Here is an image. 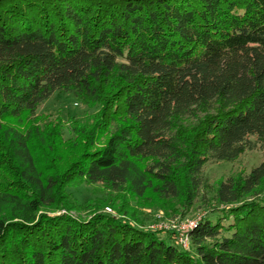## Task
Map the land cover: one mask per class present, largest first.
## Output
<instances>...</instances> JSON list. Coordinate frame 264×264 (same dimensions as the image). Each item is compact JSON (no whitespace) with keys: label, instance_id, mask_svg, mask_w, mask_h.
<instances>
[{"label":"trees","instance_id":"16d2710c","mask_svg":"<svg viewBox=\"0 0 264 264\" xmlns=\"http://www.w3.org/2000/svg\"><path fill=\"white\" fill-rule=\"evenodd\" d=\"M55 92L101 107L70 161L58 122L10 124ZM254 149L258 166L208 188L207 163ZM78 183L220 206L186 250L104 200L73 216ZM0 264H264V0H0Z\"/></svg>","mask_w":264,"mask_h":264},{"label":"rangeland","instance_id":"374dc122","mask_svg":"<svg viewBox=\"0 0 264 264\" xmlns=\"http://www.w3.org/2000/svg\"><path fill=\"white\" fill-rule=\"evenodd\" d=\"M100 110L99 105L88 103L71 93L55 92L39 105L33 117H23L19 121L11 120L10 124L24 131L33 123L41 125L43 121L58 122V126L62 130V136L57 140L55 150H57V154H61L64 159L70 161L71 158L82 151V146H85L86 149L91 148L88 142H84L82 146H79V141L73 142L76 139L72 133V127L88 132L93 127ZM106 138V133H98L95 139V147L102 145ZM68 139H70V142L67 141ZM261 162L262 153L260 150H247L231 162L207 163L203 173L208 188L213 189L220 182H224L230 177L245 176ZM1 177L7 180L5 176L2 175ZM208 188L207 190H209ZM68 191L71 197L76 200V203L82 207L70 211L73 216L84 218L88 215V210L83 209V207L104 200L103 202H106L102 209L105 213L116 215V211L121 210L126 216L135 218L137 223L144 229L149 228L164 232L166 235L171 234L175 243L186 250L189 248V240L186 237L188 227L209 210L220 206L212 199L209 192H205L201 198L196 199L190 207H182V200L162 204L151 192H147L143 199L131 201L127 205L124 202L125 200L119 201L117 199L119 195L113 194L111 197L116 198L113 208L107 203L111 198L108 196L110 193L101 185L78 183Z\"/></svg>","mask_w":264,"mask_h":264},{"label":"built area","instance_id":"2783aa9c","mask_svg":"<svg viewBox=\"0 0 264 264\" xmlns=\"http://www.w3.org/2000/svg\"><path fill=\"white\" fill-rule=\"evenodd\" d=\"M198 220H199V219H198ZM198 220H197V221H198ZM197 221H196V222H197ZM196 222H195L194 224L192 223V225H190V226L188 227V229L186 230V237H188V235H187L188 231H189L191 228H193V227L195 226Z\"/></svg>","mask_w":264,"mask_h":264}]
</instances>
